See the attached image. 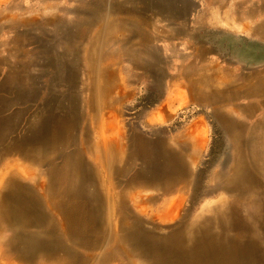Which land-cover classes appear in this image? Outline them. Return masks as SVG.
Instances as JSON below:
<instances>
[{
    "label": "rangeland",
    "instance_id": "rangeland-1",
    "mask_svg": "<svg viewBox=\"0 0 264 264\" xmlns=\"http://www.w3.org/2000/svg\"><path fill=\"white\" fill-rule=\"evenodd\" d=\"M102 1L0 0V152L30 134L47 133L50 116L71 122L60 152L49 158L52 163L35 170L45 178L50 166L63 168L65 152L82 156L94 177L87 179V188L85 183L79 187V195L87 205L85 210L92 213L98 207V164L93 154L84 151V136L95 142L105 134L117 139L123 151L129 149L131 132L144 139L157 138L160 144L149 153L155 159H146L130 148L126 166L124 160L119 163L118 182L112 178L113 191L126 190L125 179L142 170L148 176L162 155L185 150L191 170L188 181L166 193L158 217L146 219L144 214V229L156 235L201 212L210 215L212 209L232 208L235 223L243 227L238 242L252 244L254 258L249 257L246 264H264V162L255 160L250 151L252 136L258 138L257 148L264 149V38L257 33L264 23V0ZM148 1L156 4L155 12L152 8L144 12L127 9ZM95 5L104 14L102 19H89V10ZM103 22H107L104 31ZM98 29L102 30L99 34ZM153 35L159 38L153 39ZM92 43L98 65L115 71L120 89L114 93L115 103L90 122L85 53ZM244 49H249L248 55ZM143 59L153 61L155 67H150L158 72L146 71ZM258 77L261 92L247 96L246 85ZM207 79L214 90L223 93V100L202 99L201 94L210 92V87L188 91L186 85L191 81L203 84L198 80ZM233 90L238 94L231 98ZM248 101L254 107L246 111ZM217 112L226 113L236 125L227 128ZM159 113L164 118L156 119ZM186 131H196L194 136L201 141L194 152ZM232 133L247 141L242 150L244 159L249 158L246 171L258 183L250 189L241 185L228 189L225 183L236 162ZM166 137L168 148L161 144ZM3 153L0 172L7 163L12 167L29 163L12 151ZM24 176L26 184H37ZM136 191L141 196L159 193L138 184L132 192ZM145 206L151 207V203ZM155 206L148 213L152 215ZM169 217L173 220H167ZM232 234L236 237L237 233ZM64 242L71 245L66 239Z\"/></svg>",
    "mask_w": 264,
    "mask_h": 264
},
{
    "label": "bare ground",
    "instance_id": "bare-ground-1",
    "mask_svg": "<svg viewBox=\"0 0 264 264\" xmlns=\"http://www.w3.org/2000/svg\"><path fill=\"white\" fill-rule=\"evenodd\" d=\"M152 2L148 1L143 6L131 5L127 9H140L144 12L152 8L155 12L156 4ZM89 15L91 20L104 17L98 5L89 10ZM106 23L101 25L103 31ZM102 30L97 31V34ZM92 46L93 43L86 48L85 53L90 122L95 120L97 113L115 103L114 93L120 89L115 80V71L98 65V54L94 53L95 46ZM143 60L146 64V60ZM262 88L263 85L251 84L246 87L247 96H258ZM237 94L238 91L233 90L230 97ZM222 95L218 92L205 98L223 100ZM253 107V103L248 101L244 108L248 111ZM217 113L227 128L236 125L226 113ZM162 116L159 113L155 118L162 119ZM48 119V124L45 120L47 133L37 137L30 134L22 142H14L0 152V158L5 155L3 151H12L20 155L21 160L29 161L27 164L22 163L23 167H12L11 163H7V167L0 172V264H10L11 258L15 259L14 264H246L249 257L254 258L251 256L252 244L245 240L238 242L237 235L242 234L243 227L235 223L236 212L229 207L227 210L212 209L214 212L210 215L201 212L188 222H179L169 231L156 235L144 229L146 222L143 216L146 215V219L158 217L162 203L167 198L166 193L179 189L178 185L188 181L191 170L186 162L185 150L159 156L160 162L152 165L148 176L145 170L138 171L124 180L126 190L122 187L113 191L112 178L117 180L122 160L126 166L130 148L144 154L146 159H155L149 153L154 149L151 147L160 144L157 138L144 139V136L131 132L128 136L129 149L123 151L117 139L105 134H101L95 142L88 135L84 136L83 149L93 154L98 164V169H95L98 207L92 213L86 211L87 205L81 202L79 187H84L85 183L87 188V179L94 177V173L87 167L82 156L73 157L70 152L64 151L67 161L63 168L50 166L45 178L35 170V167H45L52 163L49 158L60 152L72 126L71 122L52 116ZM195 132H185L193 152L201 144L197 136H194ZM231 138L235 145L236 162L225 177V183H228V189H238L239 185L243 186L242 189H250L258 183L246 171L245 164L249 158L246 155L244 159L242 150L247 141L235 133L231 134ZM251 141V154L255 160L264 162V149L262 151L257 148L258 138L256 140L252 136ZM25 174L37 184H26ZM137 184L147 185L159 193L141 196L136 191L134 194L132 191ZM131 200L133 203H130ZM144 203H151V207L143 208ZM154 205L155 212L151 215L148 208ZM170 219L173 220L172 217L167 220ZM232 233H237L236 237ZM65 239L71 245H67Z\"/></svg>",
    "mask_w": 264,
    "mask_h": 264
},
{
    "label": "crops",
    "instance_id": "crops-1",
    "mask_svg": "<svg viewBox=\"0 0 264 264\" xmlns=\"http://www.w3.org/2000/svg\"><path fill=\"white\" fill-rule=\"evenodd\" d=\"M130 1H132V0H130ZM132 5V4H131ZM131 5H129V6H131ZM128 6V7H129ZM261 28H262V31H259V32H257L258 34H259V36L261 37V38H264V23L263 24H261ZM161 37V36H160ZM157 38H159V37H156L155 35L153 36V39H157ZM248 50L249 49H244V51H245V53H247L248 52ZM149 54H151L152 56H153V54L152 53H149ZM249 54V52L247 53V55ZM254 53L253 52H250V55H253ZM198 56H199V54H198ZM154 57H156V56H154ZM148 61V60H147ZM146 61V66H147V68H145V70L146 71H149V72H153L154 70L155 71H157L158 72V70H156V69H151V67L150 66H152V63H153V61H151V62H147ZM193 64H196V63H193ZM152 67H155V66H152ZM160 72V71H159ZM183 74H186V73H183ZM160 76H161V74H159V78H160ZM200 78V77H199ZM257 80L258 81H256V82H254V83H251L252 85H255V86H257V85H262V83H261V81H259V77L257 78ZM198 81H200V82H202L203 84H199L198 82H196V83H194V81H193V83H192V81H191V83L190 84H188V85H186V87H188V91L191 93L192 92V89H194V88H197V89H201V88H204V87H210L211 88V91L210 92H207V93H203V95L201 94V98L202 99H205V100H209L210 98L208 97V98H205V96H211L212 94H216V93H218V92H220V91H216V90H214L213 88H214V86L215 85H211V83H210V81L211 80H209V79H207V80H198ZM251 84L249 83V84H247L246 85V87H248V86H251ZM198 85V86H197ZM214 99V98H213ZM216 101V100H215ZM163 118H164V114H163ZM191 127V126H190ZM164 143V144H163ZM162 143V140H161V144H163V146H166L165 148H168V145H169V142H168V140H167V137L166 138H164V142Z\"/></svg>",
    "mask_w": 264,
    "mask_h": 264
}]
</instances>
